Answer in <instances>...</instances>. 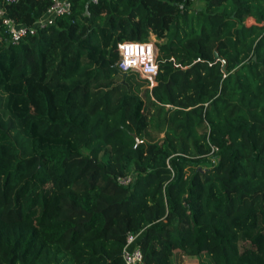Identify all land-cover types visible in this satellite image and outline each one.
Masks as SVG:
<instances>
[{
	"label": "trees",
	"instance_id": "trees-1",
	"mask_svg": "<svg viewBox=\"0 0 264 264\" xmlns=\"http://www.w3.org/2000/svg\"><path fill=\"white\" fill-rule=\"evenodd\" d=\"M195 1L0 20V264H125L137 231L140 264H264V0ZM151 34L149 87L117 43Z\"/></svg>",
	"mask_w": 264,
	"mask_h": 264
},
{
	"label": "built area",
	"instance_id": "built-area-1",
	"mask_svg": "<svg viewBox=\"0 0 264 264\" xmlns=\"http://www.w3.org/2000/svg\"><path fill=\"white\" fill-rule=\"evenodd\" d=\"M9 3L14 0H4ZM97 2L98 0H92ZM72 0H52L50 6L46 9L33 25L17 22L11 17L4 6H0V20L6 26L9 32L10 40L18 41L23 35L35 32L37 26L53 23L56 16L66 14L71 10ZM119 54L118 67L121 71L133 70L137 74L148 80V86L152 87L155 83V74L158 69L156 61L157 46L155 37H149L144 41L122 40L117 43ZM120 183L127 184L130 176L118 178ZM139 234L129 232L126 236L125 244L122 248V257L125 264H140L142 262V251L139 246L133 245Z\"/></svg>",
	"mask_w": 264,
	"mask_h": 264
},
{
	"label": "rangeland",
	"instance_id": "rangeland-1",
	"mask_svg": "<svg viewBox=\"0 0 264 264\" xmlns=\"http://www.w3.org/2000/svg\"><path fill=\"white\" fill-rule=\"evenodd\" d=\"M195 2L198 3L199 0H197V1H195ZM199 3H200V2H199ZM252 20H253V19L250 18V19H249V22H250V21L252 22ZM152 37H155V36H152Z\"/></svg>",
	"mask_w": 264,
	"mask_h": 264
},
{
	"label": "water",
	"instance_id": "water-1",
	"mask_svg": "<svg viewBox=\"0 0 264 264\" xmlns=\"http://www.w3.org/2000/svg\"><path fill=\"white\" fill-rule=\"evenodd\" d=\"M216 55H217V53H216ZM223 68H224V66H223ZM123 72V74H126V71H122ZM137 142H138V139H137Z\"/></svg>",
	"mask_w": 264,
	"mask_h": 264
},
{
	"label": "crops",
	"instance_id": "crops-1",
	"mask_svg": "<svg viewBox=\"0 0 264 264\" xmlns=\"http://www.w3.org/2000/svg\"><path fill=\"white\" fill-rule=\"evenodd\" d=\"M152 36H154V34H151V36H150V37H152Z\"/></svg>",
	"mask_w": 264,
	"mask_h": 264
}]
</instances>
